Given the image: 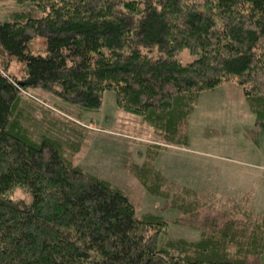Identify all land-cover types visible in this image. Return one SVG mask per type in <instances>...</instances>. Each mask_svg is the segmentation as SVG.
<instances>
[{"label": "trees", "instance_id": "16d2710c", "mask_svg": "<svg viewBox=\"0 0 264 264\" xmlns=\"http://www.w3.org/2000/svg\"><path fill=\"white\" fill-rule=\"evenodd\" d=\"M2 1L25 7L0 21V264H247L264 255V238L252 237L263 213L211 221L197 239L171 236L159 213L140 215L120 187L74 163L75 128L86 129L72 110L30 92L95 110L113 90L163 142L187 143L201 90L234 82L264 129V0ZM184 50L196 57L184 61ZM40 110L52 118L38 131ZM159 181L150 191L178 195L170 203L181 207V192Z\"/></svg>", "mask_w": 264, "mask_h": 264}, {"label": "rangeland", "instance_id": "374dc122", "mask_svg": "<svg viewBox=\"0 0 264 264\" xmlns=\"http://www.w3.org/2000/svg\"><path fill=\"white\" fill-rule=\"evenodd\" d=\"M22 7L0 0V21L12 19L13 8ZM195 57L182 51L184 61ZM21 64L14 63L12 69L20 70ZM30 92L50 107L72 110L69 117L86 129L75 128L82 142L74 163L120 187L140 215L151 211L165 216L171 236L197 239L211 221L221 226L232 217L242 222L251 212L264 214V129L257 127L256 115L237 83L201 90L186 123L187 143L163 142L141 114L118 106L113 90L104 92L103 104L95 110L72 105L40 87ZM51 118L40 110L34 125L43 130ZM153 177L161 180L162 190L181 192V207L170 203V197L178 195L166 198L150 191L148 186L157 180ZM254 227L259 228L252 237L259 242L264 222ZM247 264H264V255Z\"/></svg>", "mask_w": 264, "mask_h": 264}, {"label": "clouds", "instance_id": "9594fccd", "mask_svg": "<svg viewBox=\"0 0 264 264\" xmlns=\"http://www.w3.org/2000/svg\"><path fill=\"white\" fill-rule=\"evenodd\" d=\"M15 191H16V196H13L12 197V199H16L18 196H20V187L19 186H17V188L15 189Z\"/></svg>", "mask_w": 264, "mask_h": 264}]
</instances>
